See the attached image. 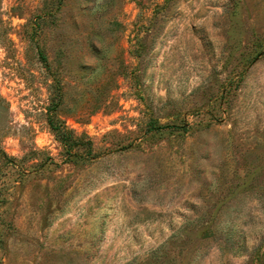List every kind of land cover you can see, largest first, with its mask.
Segmentation results:
<instances>
[{
    "label": "rangeland",
    "instance_id": "374dc122",
    "mask_svg": "<svg viewBox=\"0 0 264 264\" xmlns=\"http://www.w3.org/2000/svg\"><path fill=\"white\" fill-rule=\"evenodd\" d=\"M0 264H264V0H0Z\"/></svg>",
    "mask_w": 264,
    "mask_h": 264
},
{
    "label": "trees",
    "instance_id": "16d2710c",
    "mask_svg": "<svg viewBox=\"0 0 264 264\" xmlns=\"http://www.w3.org/2000/svg\"><path fill=\"white\" fill-rule=\"evenodd\" d=\"M52 129L54 131H59L61 130L60 134H58V137H60L61 141H62V146H63V149L66 150L67 153H69V155H71V149H73L74 145H75V142L71 136V134H69L68 132L64 131L63 128L61 127H52ZM89 143V142H88ZM90 154V150L88 152V155Z\"/></svg>",
    "mask_w": 264,
    "mask_h": 264
}]
</instances>
